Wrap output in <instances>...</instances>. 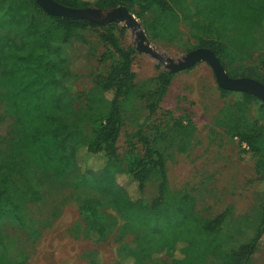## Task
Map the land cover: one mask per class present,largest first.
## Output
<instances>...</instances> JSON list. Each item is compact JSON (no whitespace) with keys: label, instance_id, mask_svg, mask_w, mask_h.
Wrapping results in <instances>:
<instances>
[{"label":"trees","instance_id":"obj_1","mask_svg":"<svg viewBox=\"0 0 264 264\" xmlns=\"http://www.w3.org/2000/svg\"><path fill=\"white\" fill-rule=\"evenodd\" d=\"M55 1L71 7L93 5L102 10L123 5L141 19L150 40L170 41L179 37L180 22L184 19L195 37L193 48L211 49L232 77L249 76L264 83V76H256L253 69L238 74L228 70L234 52L249 54L263 44L258 30L264 24V0H204L194 6L187 0ZM27 3L39 11L36 25L39 38L24 55L13 53L12 49L9 60L0 59V99L15 119L9 134V153L0 159V217L12 216L24 224L28 202L42 198L29 181L25 182L24 190L22 185H16L15 175L25 176L32 167L57 178L77 172L73 184L76 188L79 184L89 186L109 200L125 227L145 230L147 237L139 239L140 247L128 251V257L136 264H144L145 258L150 259L163 248L170 254L166 264H203L208 256L220 257L222 264H249L264 235V196L251 239L225 249L222 226L226 212L212 218L200 217L189 194L170 188L165 152L171 147L185 150L195 131L191 122L172 118L164 123L163 129L160 125L153 126L152 134L139 128L128 135L127 149L120 156L117 140L124 124L123 109L135 89L132 70L135 50L124 47L119 40L125 28L116 22L96 24L53 16L35 0H0V27L16 30L19 9ZM15 4L18 9L11 10ZM41 24L44 28H39ZM88 29L98 31L104 45L100 62L110 64L105 73L94 79L100 95L90 98L88 117L92 136L86 139L80 128L72 127L63 116L58 88L68 76L63 46ZM2 37L1 34L0 40ZM173 75L167 70L160 71L154 78V89L141 94L146 97L149 116L156 113ZM218 89L223 96L235 93L219 86ZM239 94L241 104L257 105L264 114V103L258 98ZM235 106V102L226 103L215 124L223 128L225 135L236 137L245 145L241 151L253 156L256 179L264 181V116L257 120L247 110ZM90 155L97 156L92 163L88 160ZM151 181L156 182V194L146 202L141 195ZM90 221L87 235L96 240L106 237L104 213L94 208ZM83 256L93 258V252ZM0 264L26 262L20 256L0 251Z\"/></svg>","mask_w":264,"mask_h":264},{"label":"rangeland","instance_id":"obj_2","mask_svg":"<svg viewBox=\"0 0 264 264\" xmlns=\"http://www.w3.org/2000/svg\"><path fill=\"white\" fill-rule=\"evenodd\" d=\"M203 1L187 0L191 6ZM32 6L27 3L19 9L18 23L14 26L16 30L0 27V36L3 35L0 40L1 60H9L12 49L13 53L24 55L34 47L39 38L36 28L39 11ZM14 8H17L16 4L11 10L18 9ZM5 19L9 22L7 15ZM137 20L144 30L141 19ZM45 23L44 19L43 25ZM180 29V36L170 41L150 40L144 32L154 51L177 61L194 49L193 45L196 44L195 37L191 35V26L184 19L180 22ZM258 31L264 38V24ZM119 40L124 47L135 50L132 63L135 89L123 109L124 124L117 140L120 156L127 149L128 135L139 128L152 134L153 126L160 125L163 129L164 123L172 118H180L184 123L191 122L195 131L185 150L171 147L165 152L170 188L189 194L200 217L212 218L226 212L222 226L225 249L248 242L260 213L264 181L256 179L253 156L241 151L245 145H241L238 138L225 135L223 128L218 127L215 121L223 106L231 102H235V108L247 110L257 120L264 116L263 112L257 105L241 104V92L223 96L212 68L201 61L192 68L174 73L156 113L149 116L146 97L141 94L154 89L155 76L167 70L165 60L138 52L136 33L130 28H125L119 34ZM103 51L104 45L98 31L92 29L79 33L63 46L68 76L58 88L62 95L61 111L72 127L80 128L86 139L92 136L88 117L90 98L100 95L94 79L96 75L105 73L110 64L100 62ZM248 69H253L258 77L264 76V42L249 54L233 53L228 70L238 74ZM14 120L0 99V159L9 153V134ZM96 157L90 155L89 162L92 163ZM14 177L16 185H22L23 190L26 188L25 182L29 181L42 198L28 202L24 224L15 221L12 216L0 217V251L16 258L20 256L26 264H136L128 257V251L140 247L139 239L147 237L145 230L125 227L109 200L99 196L89 186L79 184L76 188L73 184L77 180V172L57 178L32 167L25 172V176L17 174ZM155 194L156 182L151 181L141 198L150 202ZM94 208L105 216L106 237L101 240L87 235ZM86 252H93V258L84 257ZM169 257L170 254L163 248L150 259L145 258L144 264H166ZM203 264H222V261L220 257L208 256ZM249 264H264V235Z\"/></svg>","mask_w":264,"mask_h":264},{"label":"water","instance_id":"obj_3","mask_svg":"<svg viewBox=\"0 0 264 264\" xmlns=\"http://www.w3.org/2000/svg\"><path fill=\"white\" fill-rule=\"evenodd\" d=\"M35 1L46 13L53 16L82 19L96 24H107L111 22L122 24L123 28H130L136 33V50L150 54L160 61L165 60L169 72L175 73L190 68L197 62L204 61L212 68L216 83L220 88L232 92L250 94L264 103V83L249 76H230L220 59L209 48L196 47L191 49L182 59H178L177 61L161 56L150 46L149 40L135 15L123 5L116 6L110 10H102L93 5L87 7H71L55 0Z\"/></svg>","mask_w":264,"mask_h":264}]
</instances>
